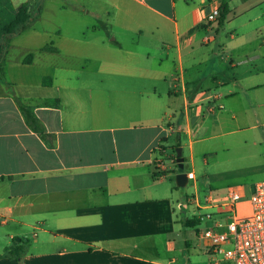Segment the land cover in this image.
Returning a JSON list of instances; mask_svg holds the SVG:
<instances>
[{"label":"crops","instance_id":"0c3cea01","mask_svg":"<svg viewBox=\"0 0 264 264\" xmlns=\"http://www.w3.org/2000/svg\"><path fill=\"white\" fill-rule=\"evenodd\" d=\"M209 1L104 0L130 43L99 44L120 58L63 67L35 92L0 80V264H160L138 254L154 234L138 215L170 207L169 149L192 152L225 117L232 133L264 127V0H217L228 12L214 23Z\"/></svg>","mask_w":264,"mask_h":264},{"label":"rangeland","instance_id":"374dc122","mask_svg":"<svg viewBox=\"0 0 264 264\" xmlns=\"http://www.w3.org/2000/svg\"><path fill=\"white\" fill-rule=\"evenodd\" d=\"M22 5L29 6L34 20L27 30L5 40L4 78L23 86L29 85L33 92L39 87L40 78L43 77V82L63 67L93 68L94 64L108 58H120V54L106 52L99 44L111 40L110 35H116L124 48L129 46L121 20L112 22L106 19L108 16L102 10L104 0H0V26L11 21ZM77 37L84 38L89 44H69L68 41ZM58 39L65 44L63 53L41 50L49 45L57 47ZM79 78L83 81L87 75L82 74ZM222 120L224 128L221 133L212 132L205 138L200 135L192 152L186 145L180 148L184 159L182 171H192L195 177L184 187L176 186L175 175L179 169L174 160L176 155L169 149L164 165L168 168L167 179L171 186L170 207L167 211L153 209L138 215L143 224L142 232H154L152 237L144 236L138 241V254L160 264H213L209 261L204 240L198 235L207 227L205 220L201 221L199 217L211 211L196 208V201L204 206L210 197L219 200L228 187L242 186L247 191L254 183L264 182V127L232 133L234 123L226 117ZM247 210L248 206L239 204L240 213ZM187 220L199 224L186 227ZM32 242L30 232L28 242L21 246L28 249L27 245ZM169 242L173 245L171 250L167 247ZM220 264L232 263L220 261Z\"/></svg>","mask_w":264,"mask_h":264},{"label":"built area","instance_id":"2783aa9c","mask_svg":"<svg viewBox=\"0 0 264 264\" xmlns=\"http://www.w3.org/2000/svg\"><path fill=\"white\" fill-rule=\"evenodd\" d=\"M208 6L207 22H217L218 1L210 0ZM158 168L160 174L168 170L161 164ZM187 180H194L192 172L187 173ZM242 203H247L246 213L238 211ZM195 207L211 211L199 217L207 227L198 233L210 262L264 264V182L254 183L247 191L242 186L228 187L219 200L210 197L204 206L196 201Z\"/></svg>","mask_w":264,"mask_h":264},{"label":"trees","instance_id":"16d2710c","mask_svg":"<svg viewBox=\"0 0 264 264\" xmlns=\"http://www.w3.org/2000/svg\"><path fill=\"white\" fill-rule=\"evenodd\" d=\"M227 12H228L227 6L223 2L222 5L220 6V13H219V17H218V20L220 22H222L223 18L226 16ZM33 20H34V15L31 12V10L29 9V6L22 5L18 9L14 18L11 21L0 26V80L4 79V77H5V72L3 69V63H4V59L6 56V49H7V46L5 44V40L8 37L18 35V34L24 32L25 30H27L29 28V26L31 25V23L33 22ZM51 46L52 45L46 46V47L42 48L41 50H43L45 52L56 53L57 50L55 49V47H51ZM30 56H32V55L30 54ZM42 84H43V86H50L51 78L46 77V79L43 80ZM20 107H21V111L24 115L26 124L28 126H30L33 130L39 131L41 128H40L38 122L36 121V119L31 114V112L28 110V108H25L22 105ZM176 147L173 149L174 154H175ZM175 159H176V157H175ZM179 171H181V170H178V172ZM162 174H164V173H161V175ZM198 224H199L198 221L196 222V221H188L187 220L185 222L186 227H194ZM24 241L28 242L27 239H25ZM21 244H22V242L18 243L15 246H11L9 249H7V255L11 258L19 260L20 259V253H21V249H20Z\"/></svg>","mask_w":264,"mask_h":264},{"label":"water","instance_id":"95a60500","mask_svg":"<svg viewBox=\"0 0 264 264\" xmlns=\"http://www.w3.org/2000/svg\"><path fill=\"white\" fill-rule=\"evenodd\" d=\"M175 155H176V159H175V163L177 164V167L179 170L182 171L183 169V158L181 156V149L180 148H176L175 150ZM187 174L184 172L178 173L175 175V183L177 187H184L187 184ZM24 241L23 238H17L15 239V241L13 242V244L19 243Z\"/></svg>","mask_w":264,"mask_h":264}]
</instances>
